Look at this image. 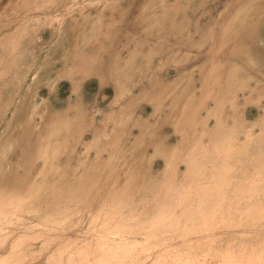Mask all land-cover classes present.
<instances>
[{"label": "rangeland", "instance_id": "rangeland-1", "mask_svg": "<svg viewBox=\"0 0 264 264\" xmlns=\"http://www.w3.org/2000/svg\"><path fill=\"white\" fill-rule=\"evenodd\" d=\"M0 264H264V0H0Z\"/></svg>", "mask_w": 264, "mask_h": 264}, {"label": "bare ground", "instance_id": "bare-ground-1", "mask_svg": "<svg viewBox=\"0 0 264 264\" xmlns=\"http://www.w3.org/2000/svg\"><path fill=\"white\" fill-rule=\"evenodd\" d=\"M12 38H13V37H12ZM14 40H15V39H14ZM13 42H14V41H13ZM261 60H262V59H261ZM253 61H254V60H253ZM232 153H233V152H232ZM214 161H215V160H214ZM201 165H202V164H201ZM194 166H195V165H194ZM192 167H193V166H192ZM202 168H203V167H202ZM194 170H195V169H194ZM194 170H193V171H194ZM203 170H204V169H203ZM198 171H200V170H198ZM188 174H189V173H188ZM196 174H197V173H196ZM199 175H200V172H199ZM199 175H198V176H199ZM193 179H194V178H193Z\"/></svg>", "mask_w": 264, "mask_h": 264}]
</instances>
